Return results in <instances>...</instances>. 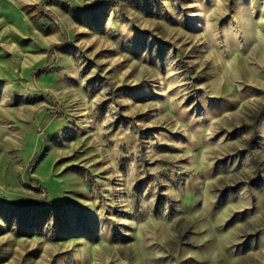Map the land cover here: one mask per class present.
Listing matches in <instances>:
<instances>
[{
	"label": "rangeland",
	"instance_id": "1",
	"mask_svg": "<svg viewBox=\"0 0 264 264\" xmlns=\"http://www.w3.org/2000/svg\"><path fill=\"white\" fill-rule=\"evenodd\" d=\"M0 264H264V0H0Z\"/></svg>",
	"mask_w": 264,
	"mask_h": 264
}]
</instances>
